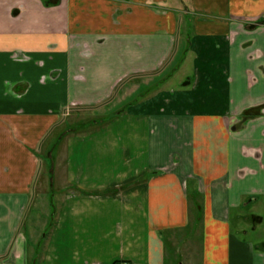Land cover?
I'll return each instance as SVG.
<instances>
[{
  "label": "crops",
  "instance_id": "1",
  "mask_svg": "<svg viewBox=\"0 0 264 264\" xmlns=\"http://www.w3.org/2000/svg\"><path fill=\"white\" fill-rule=\"evenodd\" d=\"M121 263L264 264V0H0V264Z\"/></svg>",
  "mask_w": 264,
  "mask_h": 264
},
{
  "label": "rangeland",
  "instance_id": "2",
  "mask_svg": "<svg viewBox=\"0 0 264 264\" xmlns=\"http://www.w3.org/2000/svg\"><path fill=\"white\" fill-rule=\"evenodd\" d=\"M72 118H69L73 123L75 124H82L84 127H80L81 130L80 133H87L90 130H92L95 127V124H93L96 120L98 123L99 120L96 118L93 114H87V113H71L70 114ZM111 117V114H108L106 116V119H109ZM105 119V120H106ZM101 122L104 121V119L100 120ZM92 126V127H91ZM91 128V129H90ZM77 129V128H75ZM54 154H58L56 161V171L52 172L51 177L48 178L46 175H50L47 171V168L50 169L51 167H54V162L52 159H49L47 162H43L41 165V171L43 172L44 176H41L40 181L38 183V193L36 197L33 200L32 206L26 217V221L24 223V228L27 230L28 235V243L30 247L34 248L38 245V248L40 250L43 249L46 239L41 237L42 233H46L48 235V232L50 231V228L55 220L56 211L59 205L60 200L68 196L71 193L72 189L65 188V186H62V183L59 180V176L62 173L63 169V157H62V150L56 149L54 151ZM47 171V173H45ZM55 173V175H54ZM54 175V177H53ZM52 178V180H51ZM51 182V184H50ZM63 187V188H62ZM193 201V202H192ZM195 205L198 207L201 205V199L196 196L195 199L190 201V209L193 210V206ZM191 217L195 220V217H199L196 213L191 211ZM198 224V219H197ZM199 227L198 225L196 226ZM198 233V231H197ZM198 237V236H197ZM188 245L186 247L183 246L182 249H180V252L184 255H186L188 249ZM195 248V245L198 246V243H190ZM128 264V263H127Z\"/></svg>",
  "mask_w": 264,
  "mask_h": 264
},
{
  "label": "built area",
  "instance_id": "3",
  "mask_svg": "<svg viewBox=\"0 0 264 264\" xmlns=\"http://www.w3.org/2000/svg\"><path fill=\"white\" fill-rule=\"evenodd\" d=\"M121 264H127V263H121Z\"/></svg>",
  "mask_w": 264,
  "mask_h": 264
}]
</instances>
